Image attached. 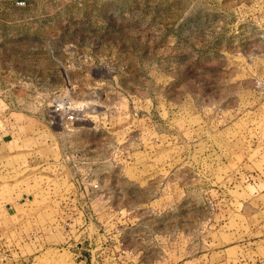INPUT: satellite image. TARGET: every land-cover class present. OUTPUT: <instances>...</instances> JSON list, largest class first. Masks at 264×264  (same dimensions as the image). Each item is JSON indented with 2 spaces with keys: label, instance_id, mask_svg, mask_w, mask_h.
Segmentation results:
<instances>
[{
  "label": "rangeland",
  "instance_id": "1",
  "mask_svg": "<svg viewBox=\"0 0 264 264\" xmlns=\"http://www.w3.org/2000/svg\"><path fill=\"white\" fill-rule=\"evenodd\" d=\"M49 253L264 264V0H0V264Z\"/></svg>",
  "mask_w": 264,
  "mask_h": 264
},
{
  "label": "bare ground",
  "instance_id": "2",
  "mask_svg": "<svg viewBox=\"0 0 264 264\" xmlns=\"http://www.w3.org/2000/svg\"><path fill=\"white\" fill-rule=\"evenodd\" d=\"M56 116H58L56 114ZM58 117H56L55 119L57 120ZM49 256L53 257L55 260H54V264H66L65 263V258H61V259H58L56 258V254L55 253H49ZM64 256V255H63ZM50 258V257H49ZM67 258V257H66Z\"/></svg>",
  "mask_w": 264,
  "mask_h": 264
},
{
  "label": "built area",
  "instance_id": "3",
  "mask_svg": "<svg viewBox=\"0 0 264 264\" xmlns=\"http://www.w3.org/2000/svg\"><path fill=\"white\" fill-rule=\"evenodd\" d=\"M261 4H263V3H261ZM61 105H63V104H60V105H59V103L57 104V106H58L59 108L62 109ZM65 115H71V114H68V112H66V113L64 114V116H65ZM62 117H63V116H62ZM71 118H72V117H69V119H71Z\"/></svg>",
  "mask_w": 264,
  "mask_h": 264
},
{
  "label": "crops",
  "instance_id": "4",
  "mask_svg": "<svg viewBox=\"0 0 264 264\" xmlns=\"http://www.w3.org/2000/svg\"><path fill=\"white\" fill-rule=\"evenodd\" d=\"M208 254H209V257H211L212 256V250H209Z\"/></svg>",
  "mask_w": 264,
  "mask_h": 264
}]
</instances>
